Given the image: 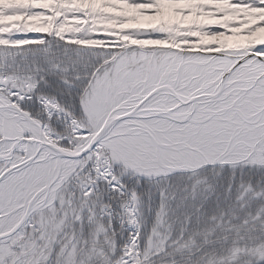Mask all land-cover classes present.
Listing matches in <instances>:
<instances>
[{
  "label": "snow or ice",
  "instance_id": "obj_1",
  "mask_svg": "<svg viewBox=\"0 0 264 264\" xmlns=\"http://www.w3.org/2000/svg\"><path fill=\"white\" fill-rule=\"evenodd\" d=\"M0 264H264V0H0Z\"/></svg>",
  "mask_w": 264,
  "mask_h": 264
}]
</instances>
